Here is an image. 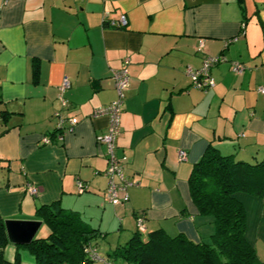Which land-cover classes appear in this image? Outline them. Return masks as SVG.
I'll return each instance as SVG.
<instances>
[{"label": "crops", "instance_id": "0c3cea01", "mask_svg": "<svg viewBox=\"0 0 264 264\" xmlns=\"http://www.w3.org/2000/svg\"><path fill=\"white\" fill-rule=\"evenodd\" d=\"M121 16L124 28L109 26ZM206 56L224 61L210 68L213 87L202 92L185 69H199ZM126 58L115 156L137 186L126 203L112 205L105 147L97 142L107 119L92 114L115 99L112 72ZM259 89L264 0H0V221L36 220L38 207L57 203L98 230L105 255L133 235L137 218L144 233L206 241L198 227L212 224L192 205L188 178L209 147L241 160L264 155ZM58 117L71 120L61 142L54 138ZM235 198L245 208L260 200ZM48 234L41 222L34 239ZM250 244L264 263V240ZM19 248L8 243L4 258L22 264Z\"/></svg>", "mask_w": 264, "mask_h": 264}, {"label": "trees", "instance_id": "16d2710c", "mask_svg": "<svg viewBox=\"0 0 264 264\" xmlns=\"http://www.w3.org/2000/svg\"><path fill=\"white\" fill-rule=\"evenodd\" d=\"M5 117L0 112L2 123ZM188 190L198 215L208 218L214 227L208 241L195 243L182 234L136 229L125 243L107 253L105 260L95 248L101 235L98 230L54 203L35 211V219L45 225L48 236L18 247L26 249L34 264H111L109 260L123 264H264L245 238V212L235 198L243 193L264 200V155L241 160L234 155L222 156L209 147L192 167ZM6 245L4 222L0 221V264H20L17 258H4Z\"/></svg>", "mask_w": 264, "mask_h": 264}, {"label": "built area", "instance_id": "2783aa9c", "mask_svg": "<svg viewBox=\"0 0 264 264\" xmlns=\"http://www.w3.org/2000/svg\"><path fill=\"white\" fill-rule=\"evenodd\" d=\"M108 24L110 27L116 29L124 28L126 26V19L124 16H121L118 21L111 22ZM233 41L234 39L227 40L225 41L224 45H227ZM202 48L203 45L201 42H199L197 51H201ZM223 61L224 59L222 58V56H206L199 69L194 70L190 67H186L185 74L189 78L191 85L194 88L202 92H207L213 87V82L209 75L210 68ZM127 65L128 59L126 58L122 62V67L112 72L111 79L113 81V86L115 90V99L111 101L107 106L95 110L92 114L93 117H105L107 119L106 131L101 137L98 138L97 142L105 147L106 169L104 175L107 178L105 197L107 201L112 205L126 203L128 201V189L137 186V183L130 182L124 177L122 172V161L117 159L115 156V142L119 132L120 116L124 101V93L129 84ZM232 70L237 74H240L242 72L241 67L236 64L232 65ZM68 87V81L66 79H63L59 87L62 107H66V102L62 96V93H64L68 89ZM259 92L261 94H264V89H259ZM57 120V131L54 138L56 141L61 142L64 131L71 125V120H62L60 117H58ZM42 141L43 144L50 143V140L48 138H43ZM184 158L185 153L183 151H179L178 160L183 161ZM77 187L81 192L83 186L80 183H77ZM27 192L30 195L35 196L37 193V189L30 187L27 189ZM136 229L139 232H144L145 230V228L143 227L142 220L140 218L136 219Z\"/></svg>", "mask_w": 264, "mask_h": 264}, {"label": "rangeland", "instance_id": "374dc122", "mask_svg": "<svg viewBox=\"0 0 264 264\" xmlns=\"http://www.w3.org/2000/svg\"><path fill=\"white\" fill-rule=\"evenodd\" d=\"M243 194V193H238ZM252 203V202H249ZM245 204L246 208L242 205L244 212H245V238L249 243H252L253 238L256 236L260 237L264 240V200H259L258 206L255 207V205H249ZM199 233H201V237L205 238L207 241L209 240V236L214 232V227L211 225H203L198 227ZM143 237L146 236V234L142 235ZM207 237V238H206ZM204 240V239H203ZM254 245V244H253ZM97 252L99 253V257L103 259H107L104 251L101 248V244L99 240L96 242ZM19 251L21 252V258L23 263L25 264V260L27 262V257H31V255L26 251L24 248H19ZM256 252V251H255ZM257 254V253H256ZM5 256H9L5 253ZM258 257V256H257ZM111 264H120L119 260H109ZM21 264V262H20ZM95 264H104L101 261H96Z\"/></svg>", "mask_w": 264, "mask_h": 264}, {"label": "water", "instance_id": "95a60500", "mask_svg": "<svg viewBox=\"0 0 264 264\" xmlns=\"http://www.w3.org/2000/svg\"><path fill=\"white\" fill-rule=\"evenodd\" d=\"M41 225L36 220H7L4 222L5 233L9 244L24 246L31 243Z\"/></svg>", "mask_w": 264, "mask_h": 264}]
</instances>
